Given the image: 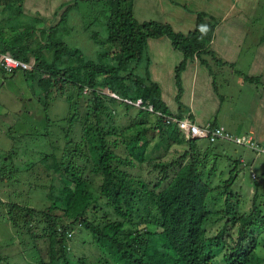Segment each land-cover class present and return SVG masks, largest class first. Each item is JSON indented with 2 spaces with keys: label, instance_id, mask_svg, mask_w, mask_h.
<instances>
[{
  "label": "trees",
  "instance_id": "1",
  "mask_svg": "<svg viewBox=\"0 0 264 264\" xmlns=\"http://www.w3.org/2000/svg\"><path fill=\"white\" fill-rule=\"evenodd\" d=\"M14 1L0 0V5L10 6ZM81 1L101 5L99 14L107 15L103 36L90 32L100 47L98 60L88 59L61 38L51 41L54 32L48 35L47 53L30 45L28 40L36 31L30 27L11 38L0 37L1 54L31 66L13 73L0 67L3 81L18 72L29 73L34 96L46 110L59 100L70 106L62 119L68 123L63 153L59 141L54 149L49 140L54 155L32 153L26 160L30 162L27 179L35 189L47 191L46 205L41 211L25 205L33 201L30 186L18 200L0 199L15 228L33 240L36 251L39 239L48 241L49 260L37 251L40 261L35 264H91L87 256L72 260L77 226L85 239L91 238L88 244L106 256L96 264H264L258 252L264 247L259 197L254 195L251 210L245 214L239 192L233 191L240 167L247 165L241 160L227 161L229 177L223 178L224 172L219 171L223 154L216 152L215 144L222 140L187 138L176 122H167L188 118L180 99L181 75L189 62L198 58L204 65L226 66L211 49L218 21L199 12L196 29L182 34L166 23H139L134 0ZM72 7H66L56 27L66 21ZM14 10L22 12L19 5ZM153 39H167L171 50L181 55L174 70L175 112L164 99V86L151 72L149 42ZM260 79L245 76L251 83ZM121 116L127 121L124 128H120ZM76 124L81 126L79 140L70 135ZM220 127L216 121L209 125L210 129ZM5 156L0 165L3 184L17 171L14 163L10 166L12 160L4 161ZM137 164L143 175L132 173ZM222 200L224 206H218ZM26 243L18 241L19 246Z\"/></svg>",
  "mask_w": 264,
  "mask_h": 264
},
{
  "label": "rangeland",
  "instance_id": "2",
  "mask_svg": "<svg viewBox=\"0 0 264 264\" xmlns=\"http://www.w3.org/2000/svg\"><path fill=\"white\" fill-rule=\"evenodd\" d=\"M20 1V4H22L23 7L25 6L24 12L23 9L20 14H17L16 11L12 12V16L15 17L14 20H18L19 24L13 23L12 26L4 17L1 19L2 21L0 25L2 24L4 26L7 35L22 34L25 29L30 27L31 29L36 30L28 40L30 45L47 53L46 47L49 41L48 35L49 33L52 34V32H54L55 34H52L51 41L54 42L58 38H61L65 43L70 44V47L81 49L88 59L93 61L98 60L100 47L91 39L90 32H97L103 36V20L107 18V15L99 14L103 10L101 5L81 0L78 1L74 7L72 6L76 3V0H31V3L26 5L25 0L24 2L23 0ZM173 1L175 4L176 2L184 4L183 6L188 11L194 10L192 8L193 5L190 4V2L183 3L178 0ZM257 1L259 5L253 21L246 17V15H243L244 20L248 23V27L252 30L247 39L249 43L245 47V54L250 52L253 53L259 45V40L262 38L264 40V0ZM145 2L148 4L147 0H134L133 2L134 15L139 23L151 22L150 20H147V18H159L158 15H155L152 12L154 6H144ZM67 6L72 8L66 21L56 27L61 21V16L65 9H67ZM35 18L36 22L33 21ZM7 20L11 21L10 19ZM235 20H237V16L230 20V22H234ZM28 21L35 25L30 24ZM154 22L162 23L158 20H154ZM157 47H161V45L155 43L151 44V46L149 45V54L151 57H153L151 49ZM164 50L168 52L167 49ZM160 58H162V61L168 70H166L163 77H154V79H161L166 92L169 94L167 100L169 104H171L173 98L172 89L174 86L172 72L174 71L173 67L178 64V61L167 53L165 54V52L161 54ZM240 67L241 64L235 69L226 66L225 68L219 69V71H224V74H226L225 78H227L230 74L234 76V70L239 68L249 76L251 69H241ZM236 79L243 82L242 78ZM31 81L29 73L26 74L24 72H18L13 77H7L5 78V81L0 77V165L2 163L3 155L6 154L4 161L9 162L12 160L13 162H11L10 166L14 163L17 168L16 174L10 181L6 184L0 183V199L4 202L18 200L20 198L19 195L23 193L26 194L27 188L30 186L34 188V193H32L33 201L31 203H26L25 205L41 211L44 205H46V197L48 193L43 187L35 189V184L28 180L30 179V176L27 174L26 165L30 167V162L26 160L28 157H32V153L38 157L39 155L41 156L43 152L47 154L51 153V144L55 147L54 149L58 146L56 141H59L61 144L59 152L63 153L62 149H64L65 142L64 133L66 132L64 127L68 126V123L62 121V119L68 114L70 106L68 103L66 104L59 100L57 102L53 101L54 103H52L49 109L46 110L45 105L42 106V104L36 100V97L34 96L36 91L32 89ZM216 81L217 87L219 88L217 93L219 95L224 94L228 88L232 89V85H225V83L222 84V79H216ZM247 85H253L252 87L254 88L257 87L258 91H256V93L261 94L262 86L260 83H246L242 88L234 83L232 97L228 99L225 98L221 107L222 110L218 116V123L232 135L233 133L241 135V131L236 133L234 130L239 128L238 126L240 125L247 128L249 123H251L250 118L252 117V112L249 110L248 106L250 103L249 95L252 90L247 88ZM99 91L105 94L109 93L107 90L99 89ZM259 103V101L256 102L257 105ZM171 106L174 105L171 104ZM121 120L122 124L120 125V128H124L122 126H125L127 122L126 118L124 119L123 116H121ZM130 131L128 133L132 134ZM75 133H78V137L74 136L77 135ZM80 133L81 126L76 124L70 134L72 136L71 139H81ZM48 134H50V138ZM233 137L236 136L233 135ZM49 140L51 144L49 143ZM205 143L206 142L204 141L199 142V144ZM215 144H217L216 152L223 154V157L221 158L222 162L220 164L221 170H219L224 172L223 178L229 177L228 162L241 159L246 162L244 165L247 166H245V168L243 166L240 167L239 175L233 185V191L237 193L239 192L240 194L238 199L242 201L241 211L245 214L249 213L254 195H258L259 199L257 200V205H259L264 213V155L257 156L247 148L238 146L230 141L222 140ZM51 154L54 155V153ZM254 164L256 166H253ZM132 173L135 175H143L144 171L140 165L137 164ZM252 173L258 176L257 180H254L255 177L251 176ZM217 175L218 172L216 173V176ZM43 181L45 182V180ZM44 182H42V184ZM218 183L219 179L216 178L215 184L217 185ZM38 184L41 185V182ZM254 190H256V193L253 192ZM24 199H26V196H24ZM218 206H224V201L222 200L221 202H218ZM73 230L75 237L72 245L74 248V257L71 256L72 260L87 256V258L89 257L91 264H96L99 258H106V256L100 255L98 251L88 244L91 238L89 237L88 239H85L81 227L77 226V228ZM19 240H21V242L22 240H26L27 243L19 246ZM39 240L36 242L39 246V250L37 251L41 253L42 257L47 261L50 256L48 241L45 238ZM32 241L33 240L30 237L29 239H27L26 236L22 237L21 229L18 230L15 228L7 214L6 208L0 203V264H5L4 262L11 264H27L23 262L35 264V262H39L40 259L37 256V251L34 249ZM258 250V252L264 256V247L260 246ZM107 259L109 262H113L111 258L107 257Z\"/></svg>",
  "mask_w": 264,
  "mask_h": 264
},
{
  "label": "crops",
  "instance_id": "3",
  "mask_svg": "<svg viewBox=\"0 0 264 264\" xmlns=\"http://www.w3.org/2000/svg\"><path fill=\"white\" fill-rule=\"evenodd\" d=\"M31 0H25V5L31 3ZM40 1V0H38ZM183 3H188L193 5V11L186 10L183 6L173 0H147L148 4L145 2L144 6L153 5L154 8L152 12L155 15H158L157 18H147V20L154 21L158 20L162 23H169L177 33L188 34L196 29L197 22V13L205 12L211 17L215 18L218 23L213 34V40L211 42V49L216 54L218 58L225 61L227 67L237 68L241 64V69H251L249 76L251 77H260V85L262 86L261 94H257V87H252L253 85H247V88H250L252 92L249 95V110L252 112L251 123H249L247 128L238 126L234 131L238 133L242 132L241 135L234 134L236 137H240L245 134H252L253 137L259 141L264 142V40L263 38L259 40V45L256 47L254 52L245 54V47L248 45L249 41L248 36L251 34L252 30L248 27L247 21L244 20L243 15H246L251 21L256 16L258 10V1L257 0H178ZM24 2V0H23ZM20 0H15L10 6L0 5V23L2 17L6 19L9 24L13 26L14 24H19L18 20H14L15 17L12 16V12L19 5L23 9L24 7L20 4ZM182 7V8H180ZM11 10V11H10ZM186 10V11H185ZM187 12V13H186ZM191 13V14H188ZM237 16V20L230 22ZM146 17V16H144ZM10 19L11 21L7 20ZM36 22V18L33 20ZM30 22V21H28ZM30 24H32L30 22ZM18 35V34H17ZM15 35H7L4 26L0 25V37L2 38H11ZM1 43V40H0ZM159 44L161 47L151 49L152 53V66L151 72L154 77H163L168 68L162 61L161 54L165 52L168 55L177 59L178 64L181 61V55L173 52L170 47V42L167 39L151 40V44ZM167 49L168 52H166ZM160 57H159V56ZM243 55V56H242ZM245 55V56H244ZM168 58V57H167ZM171 58V57H170ZM177 64V65H178ZM229 64H232L231 66ZM174 66L173 69L177 67ZM229 65V66H228ZM248 65V67H247ZM226 66H219L216 63L209 62V64H202L198 58H195L194 61L187 64L186 69L182 72V87L183 95L180 99L182 103L184 115L188 117L192 122L196 123L199 126H208L211 125L214 121L216 124L221 126L218 123V116L223 101L225 98H231L234 91V83L242 88L246 83H250L245 80V72L240 70H234V77L230 74L225 78L224 71H219V69L225 68ZM217 68V69H216ZM173 73V89H172V102L174 106H171L168 102L169 94L166 92L164 87L163 96L165 101L168 103V106L172 111L178 109L177 102L174 100L176 97V87L174 80V71ZM1 76V74H0ZM242 78L241 82L239 79ZM216 79H222V84L225 83L232 85V89L228 90L219 95L217 91ZM163 85L161 79L157 80ZM250 92V91H249ZM260 103L257 105L256 102ZM223 127V126H222ZM227 131V130H226ZM228 132V131H227ZM232 133V132H231ZM230 134V133H229ZM233 136L232 134H230ZM257 154V153H256ZM258 156V155H257ZM242 162H246L241 159ZM253 166H256L255 164ZM253 174V173H252ZM251 174V176H252ZM257 178L258 176L254 174ZM255 193V190L253 191Z\"/></svg>",
  "mask_w": 264,
  "mask_h": 264
},
{
  "label": "built area",
  "instance_id": "4",
  "mask_svg": "<svg viewBox=\"0 0 264 264\" xmlns=\"http://www.w3.org/2000/svg\"><path fill=\"white\" fill-rule=\"evenodd\" d=\"M0 67L6 72L13 73L19 68L30 69V64L24 63L13 58L10 54H1L0 52ZM177 123V126L185 133L187 138H210V141L216 142L218 139L226 141H234L238 144L251 148L256 153L264 154V143L257 142L252 136L233 137L223 127L210 129L208 126H199L186 118L183 120L169 119L167 122ZM253 177H255L253 175Z\"/></svg>",
  "mask_w": 264,
  "mask_h": 264
},
{
  "label": "clouds",
  "instance_id": "5",
  "mask_svg": "<svg viewBox=\"0 0 264 264\" xmlns=\"http://www.w3.org/2000/svg\"><path fill=\"white\" fill-rule=\"evenodd\" d=\"M244 136H252L253 137V135L252 134H246V135H244ZM240 137H242V136H240ZM254 138V137H253ZM255 139V138H254ZM256 140V139H255ZM257 141V140H256ZM257 142H259V141H257ZM259 143H261V142H259ZM262 143H264V142H262ZM256 154V153H255ZM256 155H259V156H262V155H264V154H259V153H257ZM254 175V174H253ZM253 175H252V177H253ZM255 176V175H254ZM256 177V176H255ZM73 232H74V230H73Z\"/></svg>",
  "mask_w": 264,
  "mask_h": 264
}]
</instances>
